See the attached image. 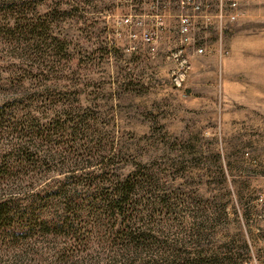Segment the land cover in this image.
Returning a JSON list of instances; mask_svg holds the SVG:
<instances>
[{
	"label": "rangeland",
	"instance_id": "obj_1",
	"mask_svg": "<svg viewBox=\"0 0 264 264\" xmlns=\"http://www.w3.org/2000/svg\"><path fill=\"white\" fill-rule=\"evenodd\" d=\"M206 1L0 0V199L71 218L0 264H264V0ZM134 174L130 235L95 225Z\"/></svg>",
	"mask_w": 264,
	"mask_h": 264
},
{
	"label": "trees",
	"instance_id": "obj_2",
	"mask_svg": "<svg viewBox=\"0 0 264 264\" xmlns=\"http://www.w3.org/2000/svg\"><path fill=\"white\" fill-rule=\"evenodd\" d=\"M27 26L28 25H26L23 21V24L20 27L22 29L25 28V30L27 31V29L30 28ZM32 29L33 28H30V31ZM1 116L2 115L0 114V118ZM17 151L22 152L24 150L21 147H18ZM138 178V175L134 174L129 176L124 181L112 184L111 193H106L105 195H103L104 197L102 201L105 205L103 208H101L100 211H98V214L100 215H98L95 225H98V222L101 221V219H106L108 221L110 218H117L120 225L118 229L119 233L122 236L124 235L125 237L130 235L128 227L133 217V213L130 212L129 208L134 210V204L130 202L129 196L136 188V180ZM14 198L15 197L11 196L5 199H0V236L10 235L11 238H17L20 235L25 236L27 232L32 229L34 230L36 226L47 229L49 231L56 230L59 227L67 226L68 224V226H70V223H68L67 220L70 221L71 218L68 217L64 218L66 220L60 221L62 222V225H58V222H55V220H41L39 223H37L35 221L37 214L34 213V210L33 213L30 211V209H34V207H32L34 204L32 205V203L30 202L27 203L28 206L21 208L18 200L14 202ZM111 227H113V222L110 225V229Z\"/></svg>",
	"mask_w": 264,
	"mask_h": 264
},
{
	"label": "built area",
	"instance_id": "obj_3",
	"mask_svg": "<svg viewBox=\"0 0 264 264\" xmlns=\"http://www.w3.org/2000/svg\"><path fill=\"white\" fill-rule=\"evenodd\" d=\"M117 2L120 3H124L127 2L128 0H116ZM226 2L228 3V5L233 9L236 8V2L234 0H226ZM182 5L184 6H190V8L194 9L195 11H201V10H206L207 8H209V4L206 0H181ZM219 5H222L221 3ZM222 8H219V18H221V12ZM229 18L230 19H234L235 18V14L234 13H230L229 14ZM141 20V19H139ZM127 21V20H126ZM191 15L190 14H183L181 15L180 18V23H179V28L178 31L181 35L182 41L184 43H188L189 41V33L191 31ZM138 24H141V21L138 22ZM146 33L143 34V39L148 43V44H154V40H155V36H156V32H154V30H145ZM151 51L155 50V45H152L150 47ZM197 52H202L203 51V47H198L196 48Z\"/></svg>",
	"mask_w": 264,
	"mask_h": 264
},
{
	"label": "crops",
	"instance_id": "obj_4",
	"mask_svg": "<svg viewBox=\"0 0 264 264\" xmlns=\"http://www.w3.org/2000/svg\"><path fill=\"white\" fill-rule=\"evenodd\" d=\"M146 9L147 10H143V11H145L144 12V14H143V16H144V18L146 19L145 21L146 22H152L153 21V19L152 18H154V17H157V9L158 8H156V7H152L150 4H148V5H146ZM177 11H175L174 13H170V16L172 17V15L174 16V14L176 13ZM156 13V14H155ZM172 14V15H171ZM156 15V16H155ZM175 17V16H174ZM148 20V21H147ZM150 25L152 26V24L151 23H149V25H148V27H150Z\"/></svg>",
	"mask_w": 264,
	"mask_h": 264
}]
</instances>
